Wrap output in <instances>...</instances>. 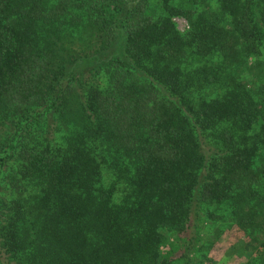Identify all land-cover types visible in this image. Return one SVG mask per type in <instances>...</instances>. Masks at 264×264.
I'll list each match as a JSON object with an SVG mask.
<instances>
[{
	"label": "trees",
	"instance_id": "obj_1",
	"mask_svg": "<svg viewBox=\"0 0 264 264\" xmlns=\"http://www.w3.org/2000/svg\"><path fill=\"white\" fill-rule=\"evenodd\" d=\"M223 231L264 264V0H0V264H189Z\"/></svg>",
	"mask_w": 264,
	"mask_h": 264
},
{
	"label": "rangeland",
	"instance_id": "obj_2",
	"mask_svg": "<svg viewBox=\"0 0 264 264\" xmlns=\"http://www.w3.org/2000/svg\"><path fill=\"white\" fill-rule=\"evenodd\" d=\"M180 30L187 27L186 21L182 17H175L173 19ZM219 229H215V232ZM209 234V233H207ZM210 235V234H209ZM208 237V235H207ZM245 239L246 236H243ZM213 247L209 250L210 260L202 257L200 252L198 256L191 259L189 264H244L245 263V249L243 243L239 238H234L232 233L222 232L219 236H214ZM205 250V248H203ZM173 264H182L174 262Z\"/></svg>",
	"mask_w": 264,
	"mask_h": 264
}]
</instances>
